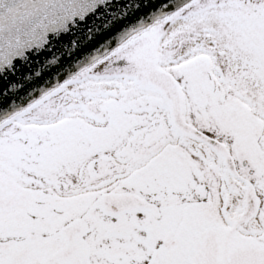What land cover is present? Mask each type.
<instances>
[{
    "label": "snow or ice",
    "instance_id": "obj_1",
    "mask_svg": "<svg viewBox=\"0 0 264 264\" xmlns=\"http://www.w3.org/2000/svg\"><path fill=\"white\" fill-rule=\"evenodd\" d=\"M0 264H264V0H0Z\"/></svg>",
    "mask_w": 264,
    "mask_h": 264
},
{
    "label": "water",
    "instance_id": "obj_2",
    "mask_svg": "<svg viewBox=\"0 0 264 264\" xmlns=\"http://www.w3.org/2000/svg\"><path fill=\"white\" fill-rule=\"evenodd\" d=\"M160 0H156V3H159ZM155 5H152V7H154ZM149 11V8H141L140 11L136 12L134 15L130 16L128 20H124L121 22V24L117 25V28H120L122 27L123 25H130V23L134 22L136 20L137 17H141L143 16L145 13H147ZM113 35L115 34V30L114 32L112 33ZM103 37H100L98 39V42H97V46H99V43L103 41ZM44 85L41 84L39 85V87H43ZM26 90L27 91H31L30 88H27L26 87ZM27 96L24 95V94H19L17 96H13L11 98H9L7 101H5V103L8 105V106H15V105H21L23 103H26L27 102Z\"/></svg>",
    "mask_w": 264,
    "mask_h": 264
}]
</instances>
